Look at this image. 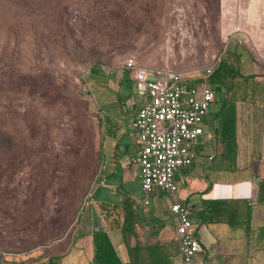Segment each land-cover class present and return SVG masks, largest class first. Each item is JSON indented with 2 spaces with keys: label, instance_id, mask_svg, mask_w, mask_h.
Returning <instances> with one entry per match:
<instances>
[{
  "label": "rangeland",
  "instance_id": "1",
  "mask_svg": "<svg viewBox=\"0 0 264 264\" xmlns=\"http://www.w3.org/2000/svg\"><path fill=\"white\" fill-rule=\"evenodd\" d=\"M263 12L264 0H0V264H33L67 238L104 178L142 198L129 163L124 184L110 174L135 147L142 87L125 58L200 76L230 28Z\"/></svg>",
  "mask_w": 264,
  "mask_h": 264
},
{
  "label": "crops",
  "instance_id": "2",
  "mask_svg": "<svg viewBox=\"0 0 264 264\" xmlns=\"http://www.w3.org/2000/svg\"><path fill=\"white\" fill-rule=\"evenodd\" d=\"M258 15V19H252L257 23H242L243 17L236 25L261 59L236 44L229 36L230 28L229 43L222 55L228 72L205 79H209L214 97L203 119L197 156L174 174L175 198L188 207L200 244V251L194 255L195 264H264V12ZM241 75L247 77L242 79ZM138 93L139 105L143 93ZM108 130L107 127V134L113 138ZM129 135L135 145L133 129ZM118 144L119 141L115 146ZM129 145L128 139L123 146ZM133 154L134 150L127 154L128 159L119 164L118 171L115 166L112 168L110 174H119L120 185L130 173L138 182ZM105 181L106 178L100 181V188L81 207L67 238L53 243L35 262L57 256L58 264H95L92 233L102 229L117 256L115 264H180L174 218L168 211L172 198L162 200L152 195L146 206L142 205V198L138 203L134 201L138 223L135 235L127 238L118 228V205L127 193L117 191L112 181ZM217 200L221 202H210Z\"/></svg>",
  "mask_w": 264,
  "mask_h": 264
},
{
  "label": "built area",
  "instance_id": "3",
  "mask_svg": "<svg viewBox=\"0 0 264 264\" xmlns=\"http://www.w3.org/2000/svg\"><path fill=\"white\" fill-rule=\"evenodd\" d=\"M229 36L239 43L245 34L237 25ZM219 60L220 55L214 57L198 77L143 66L132 57L125 58L122 63L131 72L134 82L141 85L143 93L131 120L135 141L132 161L142 192L141 203L146 206L155 191L168 193L172 198L168 211L174 218L180 264H195L194 255L200 251V244L194 235L188 207L175 198L174 174L176 169L189 166L197 156L196 145L203 135V119L214 97L205 79ZM148 74L152 77L147 78ZM81 89L90 95L85 83Z\"/></svg>",
  "mask_w": 264,
  "mask_h": 264
},
{
  "label": "trees",
  "instance_id": "4",
  "mask_svg": "<svg viewBox=\"0 0 264 264\" xmlns=\"http://www.w3.org/2000/svg\"><path fill=\"white\" fill-rule=\"evenodd\" d=\"M228 72V63L226 62V58L220 57L219 62L213 68L212 72L208 75L210 77H218L219 74ZM242 79L246 78L247 76L241 75ZM215 203H220V200L217 201H210ZM119 206L120 209V220H119V231L124 237H131L135 235V228L138 223V219L135 213V203L134 200L128 196L124 195L122 197L121 203ZM113 208L116 206L113 205ZM92 242H93V262L95 264H115L118 259L114 252V249L111 245V242L102 229H96L92 233ZM57 256H48L46 259L35 262L33 264H58Z\"/></svg>",
  "mask_w": 264,
  "mask_h": 264
}]
</instances>
